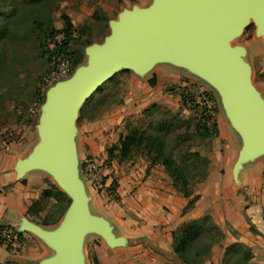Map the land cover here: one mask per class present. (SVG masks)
<instances>
[{
  "label": "water",
  "instance_id": "1",
  "mask_svg": "<svg viewBox=\"0 0 264 264\" xmlns=\"http://www.w3.org/2000/svg\"><path fill=\"white\" fill-rule=\"evenodd\" d=\"M251 20L264 36V0H151L122 9L108 21V33L86 46L88 64L45 90V113L37 123L38 140L31 154L17 163L24 171L45 169L69 198L57 225L43 228L24 219V228L56 247L42 264H84L78 249L82 232L91 231L107 246L130 241L113 236L103 219L89 215L73 159V120L83 101L120 68L144 72L166 57L206 77L218 90L231 126L242 143L232 165L264 151V112L241 63V49L228 39ZM176 264H182L175 256Z\"/></svg>",
  "mask_w": 264,
  "mask_h": 264
},
{
  "label": "crops",
  "instance_id": "2",
  "mask_svg": "<svg viewBox=\"0 0 264 264\" xmlns=\"http://www.w3.org/2000/svg\"><path fill=\"white\" fill-rule=\"evenodd\" d=\"M259 71L262 75L254 89L264 112L263 61ZM152 74L154 82L149 87L148 80L153 81ZM163 74L160 68L152 70L148 75L142 74V77L131 72L129 86L132 89L129 93L114 111H105L89 121L83 119L77 126L76 133L73 132L74 147L83 154L93 156L97 154L94 144H98L102 150L114 144L123 130V126L118 125L122 120L130 114H141L149 103L163 102L167 95L161 91L167 84L166 80L159 84ZM215 122L214 149L206 156L208 163L205 177L193 186L192 205L184 212L181 210L191 196L183 197L174 190L158 165L148 167L146 172V163L139 165L132 159L112 166L113 170L110 171L115 178V199L103 197L102 189H97L95 185L97 181L84 175L88 178V189L83 191L93 213L105 221L113 236L130 241L125 245L110 247L101 239L95 245L97 262L101 254H106L107 249H115L114 254L117 256V253H126L118 250L121 247H131L140 242H148L152 250L174 262L172 257L175 255L170 251L171 230L181 222L204 214L209 215L220 228L225 244L240 242L252 254L264 253V153L254 154L249 165L242 166L241 161L233 174L232 165L242 139L238 132V142L231 135L230 127L234 128L227 117L225 120L218 117ZM20 124L21 122H13L3 127L14 128L18 132L8 149L0 150V235L5 227L12 228L20 235L29 232L24 228V219L30 221L25 214L26 205L38 196L44 188V178H48L44 169L20 171L17 168V163L33 152L38 140L32 144L27 143L31 132L36 131L37 136V123L34 126L33 123L25 124L24 127ZM1 132L2 130L0 134ZM107 180L105 186L109 183ZM13 238L16 239V236L13 235ZM4 240H0V264H30L27 259H37L27 258L17 239L11 241L8 247ZM37 261V264H42L44 260Z\"/></svg>",
  "mask_w": 264,
  "mask_h": 264
},
{
  "label": "rangeland",
  "instance_id": "3",
  "mask_svg": "<svg viewBox=\"0 0 264 264\" xmlns=\"http://www.w3.org/2000/svg\"><path fill=\"white\" fill-rule=\"evenodd\" d=\"M8 2L9 0H0V10H5ZM150 2L151 0H51L45 2L43 6L45 9H47L51 17L52 24L55 28L61 27L62 21L60 19V14H66L69 17L75 30L80 28L82 25H88L90 28L89 32L91 34L92 43H99L102 41V35H106L109 31L108 21L116 20L118 13L122 9H129L132 6H145ZM95 10L104 13L107 19L105 21H96L91 18V14ZM34 39V36H31L28 41L16 42L4 40L6 46H8L6 55L9 56V58L13 60L19 67L17 72V80L14 81L11 85L6 86V98L3 102L4 109L2 110V116H0V131H3V127H7V124L9 125V123L17 121L15 115L17 110L15 112V109L21 111V117L17 121L18 123L19 121L21 123H25L24 121L28 119L30 120V123H33V126L39 122L40 117L45 113V109L42 108V103L46 100L44 93L45 90L53 86L55 82L42 83V78L57 64V57L54 59H47V54L44 55V57H37L35 53L36 41ZM228 45L230 47H238L241 49L239 60L241 63L247 65V77L249 83L252 87H257L262 75V72H260L259 70L261 68L262 61L264 62V36L256 33L255 25L251 20H249L238 33L232 35L228 39ZM48 48H51L50 44H48ZM85 49L86 46L82 49V57L80 59V62L76 66L72 67V72L69 75H71L79 67L88 64L89 58L86 54ZM159 68L164 72L163 76L159 80V84L162 83V80H166L165 83H167L163 86L161 91L162 93L167 95L164 97L163 102L158 104L159 108L153 113L151 118L157 119L167 116H170V118L173 116L175 118H179L184 122V124L188 126L186 134L188 136L187 139L189 141L187 142V144L189 145L190 150L197 151L201 156H208L214 149L213 142L216 135H202L201 131L195 128V124L197 126L198 122L199 108H196L195 106H193V104L189 103L190 100L186 101L185 103L181 102L179 100V92L181 91V88L183 86H186V89L184 88L186 90L184 91L185 98L194 100V102H198L200 107L205 106H203L204 104L199 98V92L208 93L209 96H207V99H209L212 108H214L213 118L217 119L218 117H221L223 120H225L227 115L224 111L220 95L217 88L206 77L183 65L177 64L171 59V57H166L159 61H153L144 72H135L129 68L118 69L112 75L113 77L111 80H105L104 82H102L100 84V89L92 93L91 97L88 99L87 105L83 107V116H91L97 118L105 111H114L117 108L118 103H120V101H122L123 98L132 89L129 86V77L131 72L138 75V77H142V74L147 73L148 75L149 72H152V70H156ZM176 77H179L180 79H177ZM153 82L154 75L152 83H148V86L150 85L149 87H151ZM36 88L41 92L40 94L43 95L41 104L31 101L32 92ZM7 90L9 91V93ZM186 92L192 94V96H194V99L193 97L191 98L187 96L186 94L188 93ZM218 112L219 114H216ZM83 116L78 117V113L75 115L73 120L74 133H76L77 126L80 125L81 121H83ZM85 120L89 121L87 119ZM125 120L137 126L140 124L144 125V123L147 121V119L142 117L139 113L130 114ZM125 120H122L118 125L123 126ZM180 127L182 128L183 124H181ZM230 130L232 132L231 135L236 138V141L238 142L241 137L239 138L235 129H232L230 127ZM35 132L36 131L31 132L29 138L27 139V143L32 144L33 142H35V140L38 139ZM94 148L97 150V154H94L90 157L97 159L101 163L102 168V174L98 176L97 180L100 184L105 183L106 179H108L106 182L114 180L115 178L113 177L110 169L113 170L112 166H115L116 163L120 162H117L116 159H106V147L102 150L100 149V146H98V144H94ZM260 153H264V151ZM82 154L83 152H81V150H78V148L74 147L73 159L76 166L77 178L81 183L83 189L87 190L88 178L84 176L85 174H83L81 164L84 157H87L88 155ZM252 157L253 156L245 157L242 160V166H245L246 164L249 165L251 162L250 158ZM132 160L139 163V165H143V163H145L139 157H134L132 158ZM124 163L126 162L124 161ZM262 165H264V161L262 162ZM44 171L48 176V178L44 179H47L49 182L56 186V180L49 174L47 170L44 169ZM144 172L146 171L144 170ZM194 178L197 179L198 176L195 174ZM195 183L196 182L193 183L192 188ZM46 186L47 184L46 182H44V187ZM106 186L103 184L99 188L103 191V197L109 196L115 199V187L110 188ZM84 204L86 212L89 215L96 216V214H94L91 210L90 205L88 204V199L86 197L84 199ZM46 210L47 206L44 211L40 212L39 216L41 217ZM40 217L34 218V221L38 222L40 220ZM57 222L52 225L40 226L47 229H53L56 227ZM13 235L14 234L7 235L4 242L9 244L11 243V241H16V239L13 238ZM100 240L101 238L91 231L82 232L78 244V249L82 256L84 264H94L92 262V257H96L95 245L98 241L100 242ZM17 241L19 243V246L23 247L22 253L27 256V258H37L36 260L27 259L30 264L39 263V261H37L38 259L46 260L54 256L57 251L56 247L39 239L30 232H25V235L21 234ZM149 245L150 244L148 242H140L131 247H121L122 249L118 250H124V252L126 253H123L121 255L120 253H117V256H115L116 254H114L115 249H107L106 254L100 255V260L97 262V264H175L174 262L164 258V256L152 250ZM227 245L228 244H225L222 239L211 245V247L209 248V254L202 264H220L223 257L222 254L224 247ZM249 263L264 264V253L258 252L256 254H252Z\"/></svg>",
  "mask_w": 264,
  "mask_h": 264
},
{
  "label": "trees",
  "instance_id": "4",
  "mask_svg": "<svg viewBox=\"0 0 264 264\" xmlns=\"http://www.w3.org/2000/svg\"><path fill=\"white\" fill-rule=\"evenodd\" d=\"M47 1L51 0H9L6 9L0 10V116L3 114L6 86L17 80L19 67L6 55L8 46H6L4 40L28 41L31 36H34L36 56L44 57L47 54V59L57 57V62L60 59L65 60L69 65V74L72 72V67L80 62L83 47L92 43L89 26L82 25L75 30L66 14H60L61 27L55 28L47 9L43 6ZM91 18L96 21L107 19L104 13L97 10L92 12ZM48 44L51 45V48H48ZM112 77H109L106 81L111 80ZM148 83L151 84L152 80L149 79ZM185 87L183 86L179 92V100L184 103L190 100L189 103L199 108L198 122L197 126L195 124V128L201 131L202 135L211 134L215 136L214 108L211 106V113L206 107H200L198 102L185 98ZM99 89L100 85L92 93ZM40 93L36 88L32 92L31 101L41 104L43 95ZM92 93L79 107L78 117L83 116V107L87 105ZM203 94L209 96L206 92H203ZM186 95L194 99L192 94L188 93ZM158 108V104L151 103L142 110L141 116L147 119L144 125H133L125 120L123 130L118 134L116 142L105 148L106 159H116L117 162H124L139 157L146 163L145 171L148 167L154 165L161 166L172 188L183 197L188 198L192 194L193 183H198L197 181L200 182L205 177L208 159L201 156L197 151L190 150L186 134L188 126L179 118L174 116L171 118L170 116L157 119L151 118ZM15 112L18 121L21 117V111L15 109ZM83 117L87 120L94 118L91 116ZM24 122V124H29L30 120L26 119ZM181 124H183L182 128L180 127ZM88 157L90 156L84 158ZM195 174L198 176L197 179L194 178ZM44 181L47 186L40 190L36 198L28 202L25 214L35 224L52 225L61 218L69 203V198L47 179ZM103 184H100L99 181L95 183L97 189ZM115 186V181L111 180L106 187L114 188ZM193 199L194 196H191L187 200L181 212L191 207ZM46 206L47 210L40 217V212L44 211ZM39 217L38 222L34 221V218ZM5 228L8 235L14 234L16 239L21 236L12 228ZM170 237L171 251L182 264H202L209 254L211 245L220 241L223 238V233L213 223L210 216L204 214L179 223L171 230ZM4 239L6 238L0 235V240L3 241ZM8 245L6 244L7 247ZM251 255L252 253L247 246L240 242H232L224 247L220 264H250ZM92 262L97 264L95 256L92 257Z\"/></svg>",
  "mask_w": 264,
  "mask_h": 264
},
{
  "label": "built area",
  "instance_id": "5",
  "mask_svg": "<svg viewBox=\"0 0 264 264\" xmlns=\"http://www.w3.org/2000/svg\"><path fill=\"white\" fill-rule=\"evenodd\" d=\"M69 74V65L65 60H58L57 64L48 72L46 73L42 78V83H50V82H56L59 80H63L68 77ZM199 98L201 99L204 106L211 111V104L209 99H207V96L203 94V92H199ZM21 127H24L25 124L21 123ZM17 130L14 128H7L4 129L0 134V150H7L8 146L15 140L17 137ZM82 170L83 173L92 180H95L98 182L97 178L102 174V168L101 163L93 158L88 157L84 158L82 162ZM6 236H4V235ZM1 235L3 237H7L8 233L6 229L1 230Z\"/></svg>",
  "mask_w": 264,
  "mask_h": 264
},
{
  "label": "bare ground",
  "instance_id": "6",
  "mask_svg": "<svg viewBox=\"0 0 264 264\" xmlns=\"http://www.w3.org/2000/svg\"><path fill=\"white\" fill-rule=\"evenodd\" d=\"M55 179V178H54Z\"/></svg>",
  "mask_w": 264,
  "mask_h": 264
}]
</instances>
